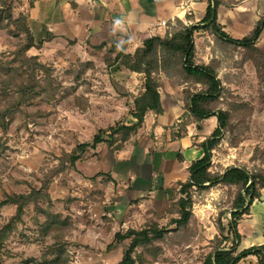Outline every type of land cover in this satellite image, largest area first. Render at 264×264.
<instances>
[{
    "label": "rangeland",
    "instance_id": "374dc122",
    "mask_svg": "<svg viewBox=\"0 0 264 264\" xmlns=\"http://www.w3.org/2000/svg\"><path fill=\"white\" fill-rule=\"evenodd\" d=\"M220 1L219 19L224 26L219 24L234 39L248 35L264 15V6L259 0H244V3L243 0ZM247 2L246 9H240L242 15L239 14L238 21L231 27L230 10ZM254 5L257 8L255 13ZM15 7L12 12L14 19L20 14L29 16L28 0ZM178 15L173 14L169 22L174 24L175 19H180ZM191 17L192 23L201 21L196 22L193 14ZM181 20L189 25L183 16ZM33 22L31 26L36 41H43L44 46L40 51L31 50L28 55L39 56L40 61L52 69L60 93L53 100L41 98L26 107L28 114L33 116L26 123L23 118L16 117L9 122L7 130L0 129V202L6 195L28 194L32 187H43L49 203L41 201L40 207L66 221V226L44 235L42 226L45 218L30 206L5 243L3 263L118 264L129 242H114L116 233L140 230L151 220L161 228L174 229L169 222L175 215L168 214V210L179 197L178 188H168L156 194L154 183L137 179L135 172L139 165L132 166L133 161L130 160L133 139L121 153H111L105 145H100L95 151L87 150L83 160L76 163L75 171H62L60 164L76 143H91L99 131L132 122L133 98L141 89L139 76L131 78L120 66L106 68L104 58L107 50L97 52L89 45L51 37L48 30H40ZM17 44L18 40L7 30L0 31V59L10 61ZM195 44L199 61L202 58L198 57L205 55L208 44L211 50L213 37L197 33ZM257 47L264 55L263 36ZM239 52L234 53L233 60L221 62L226 67L221 79L228 76L230 86L216 109L225 111L232 104H248L252 114L244 119L237 117L234 133L224 134L212 153V172L222 173L232 166L245 167L249 171L264 170V87L258 86L255 68L250 63L234 73L228 72L234 61L239 60ZM221 53L217 49L212 54H218L221 61ZM231 138L235 146H231ZM136 161L140 164V160ZM229 193L222 186L194 193L193 218L188 231L178 236L172 232L165 241L157 242L156 248L161 252L155 263L201 264L205 255L212 251L213 240L218 236V222L224 223L231 218L232 196ZM261 195V200L251 208L254 215L264 203V190ZM14 214V207L3 208L0 228ZM256 220L245 216L240 222L238 233L241 238L237 251L256 241L264 244V237H259L261 233L248 234L243 230V227L254 230L262 225L263 233L264 217H261L262 222ZM146 257L152 259L151 256Z\"/></svg>",
    "mask_w": 264,
    "mask_h": 264
},
{
    "label": "trees",
    "instance_id": "16d2710c",
    "mask_svg": "<svg viewBox=\"0 0 264 264\" xmlns=\"http://www.w3.org/2000/svg\"><path fill=\"white\" fill-rule=\"evenodd\" d=\"M24 0H0V31L7 30L18 40L16 49L10 61L0 59V129L7 130L9 122L16 117L24 119V123L33 118L26 111V107L39 99L53 100L60 93V86L53 76V71L40 61L39 56H30L33 49L40 51L44 42H37L29 26V16L20 14L14 19L12 12ZM206 9L202 20L196 25H188L180 19L175 23L168 22L169 30L164 38L151 37L143 41L133 53L124 52V44L117 41L102 43L95 47L97 52L107 50L104 58L106 68L123 67L127 72L139 76L141 89L133 98L130 111L132 122L117 124L105 131H99L91 143H76L74 149L65 154L61 160L62 171H75L77 162L83 160L87 150H97L105 145L111 153H118L124 146L135 139L142 130L148 117H157L164 113L160 98L163 80L174 81L182 89V103L184 114L168 130L171 141L181 140L187 136V127L199 124L211 117H216L217 128L212 135L205 139L198 148L203 151V157L192 164L187 172L189 179L178 183L179 195L176 202L168 210V214L175 215L169 222L174 226L172 231L161 228L153 220L140 230L129 229L125 233H116L114 242L129 244L118 264H156L160 254L156 243L165 241L170 233L179 235L188 231L193 218V194L202 193L211 188L222 186L232 196L230 219L218 222V236L213 240L212 251L205 255L201 264H239L249 256H256L259 264H264V244L237 252L240 244L238 227L245 216L250 215L255 202L261 200L264 190V170L249 171L245 167L232 166L222 173L212 172V153L220 145L224 134L232 135L237 129L234 120L244 119L252 114L248 104H232L229 110H217L216 106L223 100L229 89L228 76L219 78V72L226 68L221 62L235 58L239 52V60L233 63L232 69H242L250 63L255 68V75L259 87H264V55L261 54L257 43L264 31V15L259 18L248 35L241 39H234L226 32L218 21L220 0H205ZM35 0H28V10L33 9ZM185 20L192 22L191 15ZM210 34L213 37L211 52L217 49L222 52L213 56L209 63L197 60L195 36L197 33ZM211 46V45H207ZM216 46V47H215ZM154 139L153 133H149ZM234 139H230L231 146H235ZM179 161L183 159L178 156ZM264 162V156H263ZM49 203V197L43 187H32L28 194H10L0 202V212L3 208L12 206L15 214L0 228V264L3 263L5 243L17 226L22 222L26 210L33 206L36 213L45 218L42 233L47 235L51 231L61 230L66 221L51 214L40 207V202ZM221 221V220H219ZM230 237L232 242L230 243ZM230 244V245H229ZM151 256V260L146 257Z\"/></svg>",
    "mask_w": 264,
    "mask_h": 264
},
{
    "label": "crops",
    "instance_id": "0c3cea01",
    "mask_svg": "<svg viewBox=\"0 0 264 264\" xmlns=\"http://www.w3.org/2000/svg\"><path fill=\"white\" fill-rule=\"evenodd\" d=\"M244 2L243 0L242 3ZM259 2H262L263 7L264 0ZM242 3L235 5V9L229 12L231 27H234L239 14L242 15L239 12L245 10L249 2ZM220 8L221 6L218 9L219 23ZM205 9V0H35L33 9L28 13L31 30V22L34 18L40 30H48L51 37L69 39L77 45L84 44L93 48L102 43L109 45L111 41H117L119 44H124L125 53L131 54L148 38H164L163 35H166L168 30L162 26V23L171 21L173 14L178 13L180 20L182 16L185 18L186 15L193 14L197 22L204 17ZM256 11L257 8L254 5V13ZM189 24L196 25L192 22ZM221 25L224 26V24ZM262 36L264 37V31ZM208 50L209 47L206 46L205 55L198 57L202 58L199 62L207 64L213 58L214 55L209 53L211 50ZM229 69L230 73L236 71V69ZM225 71L223 69L219 72V78ZM123 72L127 73L125 69ZM127 74L131 78H138L137 74L129 72ZM163 83L164 88L159 92L164 113L145 120L142 130L133 139L134 147L130 154L132 166L139 165L136 168L138 171L135 172L137 179L148 184L154 183L156 189L153 192L156 194L171 188L177 189L179 182L189 179L188 168L203 157V151L198 148V145L209 138L218 126L216 117H211L199 124L188 126L185 138L171 141L168 129L179 122L184 114L183 96L182 89L174 81L164 79ZM151 132L154 139L149 136ZM179 155L183 159L181 162L178 159ZM136 160H140V164H137ZM260 205L261 207L257 208L259 212L254 215L253 211H250L251 215L248 217L252 216L262 222L264 203ZM262 227V225L257 226L254 230L243 227V230L248 234L249 232L264 234L261 232ZM261 234L259 237H264ZM245 239L243 237V241ZM261 245L263 244L260 241H256L248 244L244 249ZM239 264L259 263L256 256H249Z\"/></svg>",
    "mask_w": 264,
    "mask_h": 264
},
{
    "label": "built area",
    "instance_id": "2783aa9c",
    "mask_svg": "<svg viewBox=\"0 0 264 264\" xmlns=\"http://www.w3.org/2000/svg\"><path fill=\"white\" fill-rule=\"evenodd\" d=\"M162 26H163L164 28H166L167 30H169V26H168V24H167L166 22L162 23Z\"/></svg>",
    "mask_w": 264,
    "mask_h": 264
}]
</instances>
